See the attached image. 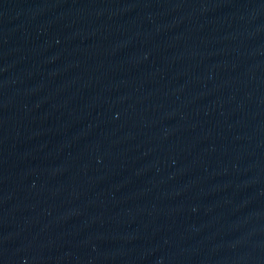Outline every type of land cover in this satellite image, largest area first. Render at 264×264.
I'll use <instances>...</instances> for the list:
<instances>
[{
  "label": "water",
  "instance_id": "95a60500",
  "mask_svg": "<svg viewBox=\"0 0 264 264\" xmlns=\"http://www.w3.org/2000/svg\"><path fill=\"white\" fill-rule=\"evenodd\" d=\"M0 264H264V0H0Z\"/></svg>",
  "mask_w": 264,
  "mask_h": 264
}]
</instances>
